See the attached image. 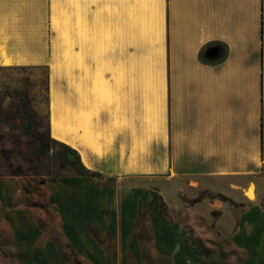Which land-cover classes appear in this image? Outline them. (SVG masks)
I'll list each match as a JSON object with an SVG mask.
<instances>
[{
    "label": "crops",
    "instance_id": "obj_1",
    "mask_svg": "<svg viewBox=\"0 0 264 264\" xmlns=\"http://www.w3.org/2000/svg\"><path fill=\"white\" fill-rule=\"evenodd\" d=\"M145 2L0 0V65H49L60 53L55 42L63 26L65 54L80 56L97 75H78L71 63L63 91L53 83L58 67L50 65L51 137L76 150L90 171L160 174L163 198L165 186L169 195L183 177L196 184L192 190L224 198L203 196L194 206L229 210L227 199L245 200L251 183L254 198L247 202L253 203L264 194V0ZM106 38L112 40L107 49ZM138 39L158 41L152 48L159 61L150 65L155 77H138ZM125 189L117 196L127 221L134 213L126 200L137 202L140 191ZM247 212L244 206L232 211L242 217L230 242L242 252L241 264H264V219L244 221ZM160 246L173 264L197 258L183 239Z\"/></svg>",
    "mask_w": 264,
    "mask_h": 264
},
{
    "label": "rangeland",
    "instance_id": "obj_2",
    "mask_svg": "<svg viewBox=\"0 0 264 264\" xmlns=\"http://www.w3.org/2000/svg\"><path fill=\"white\" fill-rule=\"evenodd\" d=\"M58 18H65L63 7ZM137 42L142 46L138 77H155L151 66L159 61L154 51L158 41ZM111 44L106 38V49ZM55 45L60 53L55 61L51 55L49 65H0V264H173L160 244L177 239L194 249V264H241L243 254L230 239L242 216L232 211L244 206L249 211L244 221H263V193L253 203L242 195L245 200L227 199L233 206L229 210L216 209L194 206L203 196L224 198L206 189L192 190L196 184L188 178L175 179L169 195L166 185L163 198L160 174L124 178L95 171L91 175L73 165L59 167L64 155L71 160L75 155L50 139V65L58 67L60 76L53 83L63 91L72 75L71 63L78 75L95 77L97 72L82 64L80 56L65 54L63 26ZM91 57L96 60V54ZM105 62V75L111 76L107 54ZM250 187L254 190L255 184ZM120 188L140 191L137 202L126 200L134 213L127 221L120 212ZM107 199L111 207L104 204Z\"/></svg>",
    "mask_w": 264,
    "mask_h": 264
},
{
    "label": "trees",
    "instance_id": "obj_3",
    "mask_svg": "<svg viewBox=\"0 0 264 264\" xmlns=\"http://www.w3.org/2000/svg\"><path fill=\"white\" fill-rule=\"evenodd\" d=\"M48 129H49V127H48ZM50 139H51V141H53L55 143H59V144L63 145L65 147V149H67L69 152H71V153H73L75 155L74 160H71L67 156L64 155L60 159L59 167H63V166H66V165H73L76 168H83V169H85L91 175H95V172L94 171H90V170H88L87 168H85L83 166V164H82V162L80 160V156H79V154H78V152L76 150H74L73 148H71L69 145L65 144L62 141H59V140L54 139V138H50Z\"/></svg>",
    "mask_w": 264,
    "mask_h": 264
},
{
    "label": "bare ground",
    "instance_id": "obj_4",
    "mask_svg": "<svg viewBox=\"0 0 264 264\" xmlns=\"http://www.w3.org/2000/svg\"><path fill=\"white\" fill-rule=\"evenodd\" d=\"M246 195L250 198V199H253L254 198V193H253V190L252 188L248 189L246 191Z\"/></svg>",
    "mask_w": 264,
    "mask_h": 264
}]
</instances>
